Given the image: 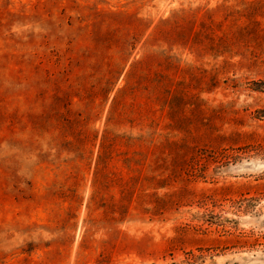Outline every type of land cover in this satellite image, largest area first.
Returning a JSON list of instances; mask_svg holds the SVG:
<instances>
[{"label": "rangeland", "instance_id": "1", "mask_svg": "<svg viewBox=\"0 0 264 264\" xmlns=\"http://www.w3.org/2000/svg\"><path fill=\"white\" fill-rule=\"evenodd\" d=\"M0 264H264V0H0Z\"/></svg>", "mask_w": 264, "mask_h": 264}]
</instances>
